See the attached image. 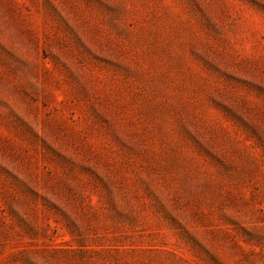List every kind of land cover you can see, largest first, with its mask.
I'll return each mask as SVG.
<instances>
[{"label":"rangeland","instance_id":"rangeland-1","mask_svg":"<svg viewBox=\"0 0 264 264\" xmlns=\"http://www.w3.org/2000/svg\"><path fill=\"white\" fill-rule=\"evenodd\" d=\"M0 264H264V0H0Z\"/></svg>","mask_w":264,"mask_h":264}]
</instances>
